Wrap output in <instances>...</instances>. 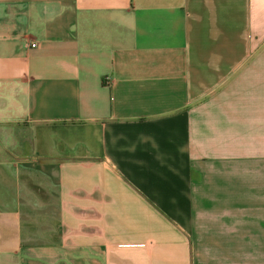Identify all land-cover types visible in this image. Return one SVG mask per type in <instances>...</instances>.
<instances>
[{"label": "crops", "instance_id": "0c3cea01", "mask_svg": "<svg viewBox=\"0 0 264 264\" xmlns=\"http://www.w3.org/2000/svg\"><path fill=\"white\" fill-rule=\"evenodd\" d=\"M0 264H264V0H0Z\"/></svg>", "mask_w": 264, "mask_h": 264}, {"label": "built area", "instance_id": "2783aa9c", "mask_svg": "<svg viewBox=\"0 0 264 264\" xmlns=\"http://www.w3.org/2000/svg\"><path fill=\"white\" fill-rule=\"evenodd\" d=\"M31 46H32V47H35V44H32Z\"/></svg>", "mask_w": 264, "mask_h": 264}]
</instances>
